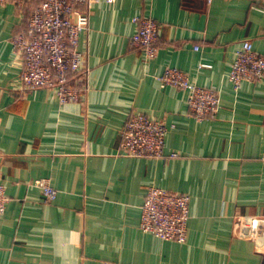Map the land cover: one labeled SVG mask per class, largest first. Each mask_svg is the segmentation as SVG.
<instances>
[{
  "label": "crops",
  "instance_id": "obj_1",
  "mask_svg": "<svg viewBox=\"0 0 264 264\" xmlns=\"http://www.w3.org/2000/svg\"><path fill=\"white\" fill-rule=\"evenodd\" d=\"M37 4H0V264H264V79L236 90L228 78L244 41L264 55V0L93 4L80 39L87 90L66 104L23 88L13 39ZM148 16L160 26L150 61L130 43ZM167 67L216 90L218 113L198 121L185 91L161 87ZM133 112L166 124L164 157L121 154ZM38 179L55 201L44 202ZM150 185L190 196L185 243L140 229Z\"/></svg>",
  "mask_w": 264,
  "mask_h": 264
},
{
  "label": "built area",
  "instance_id": "obj_2",
  "mask_svg": "<svg viewBox=\"0 0 264 264\" xmlns=\"http://www.w3.org/2000/svg\"><path fill=\"white\" fill-rule=\"evenodd\" d=\"M102 0H14L23 9L28 3L38 2L31 10L29 25L13 39L15 53L24 62L21 81L26 91L46 88L53 90L59 102L66 104L82 100L87 87V54L80 49L81 35L89 30L93 4ZM109 4L117 0H103ZM211 2L212 0H207ZM11 0H0L6 4ZM87 7L86 11L81 8ZM138 31L130 43L140 49L146 60L156 58L159 51L160 26L153 17L137 18ZM229 81L239 89L245 81L264 79V55L254 50L251 41H244L236 50ZM161 87H175L187 93L190 113L198 120L214 117L220 108L219 93L197 85L186 71L167 67L159 77ZM166 124L145 113L133 112L122 132L120 152L130 157H164ZM171 157H178L172 153ZM264 160V150L262 153ZM34 186L41 190L43 200H56L58 190L49 179H38ZM9 198L6 186L0 183V217ZM190 219V196L150 185L141 206L140 229L165 241L185 243Z\"/></svg>",
  "mask_w": 264,
  "mask_h": 264
}]
</instances>
